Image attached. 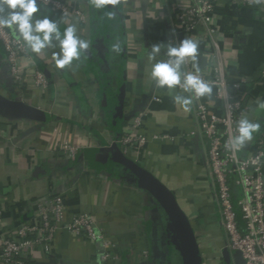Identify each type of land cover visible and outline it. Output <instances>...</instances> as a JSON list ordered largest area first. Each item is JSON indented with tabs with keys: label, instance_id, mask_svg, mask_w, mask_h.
<instances>
[{
	"label": "crops",
	"instance_id": "obj_1",
	"mask_svg": "<svg viewBox=\"0 0 264 264\" xmlns=\"http://www.w3.org/2000/svg\"><path fill=\"white\" fill-rule=\"evenodd\" d=\"M61 1L83 12L86 23L61 18L39 2L34 15L55 21L61 33L75 26L77 34L89 42L79 60L58 69L49 50L28 51L30 59L21 62L24 81L18 84L0 46V95L39 113L37 120H29L8 117L0 109V230L15 231L34 214L38 203L59 196L66 209L65 222L74 214H89L112 242L106 264L180 262L164 213L129 174L108 162L103 151L118 136L115 126L122 100L121 135L138 112L148 110L140 129L147 143L130 158L174 194L193 231L200 264H224L225 236L207 175L206 142L196 133L193 105L185 112L173 97L187 93L156 89L150 75L156 61L147 58L153 44H170L173 8L189 0H119L123 24L108 34V43L94 36L93 30L106 19L112 5L98 10L90 0ZM211 1L216 7L213 26L221 66L230 80H243L241 93L248 106L243 118L260 126L264 124V84L260 82L264 10L231 0ZM190 39L199 44L198 59L205 61L198 65L204 68L209 62L203 52L211 40L201 29ZM117 43L119 53L112 48ZM165 51L162 48L156 60H165ZM35 68L46 78L44 91L34 83ZM153 96L159 101H152ZM202 100L221 115L213 87ZM252 139L242 148V157L249 154ZM64 144L75 150L74 156L62 150ZM103 251L100 242L86 241L60 228L48 251L32 249L26 264H98Z\"/></svg>",
	"mask_w": 264,
	"mask_h": 264
},
{
	"label": "built area",
	"instance_id": "obj_2",
	"mask_svg": "<svg viewBox=\"0 0 264 264\" xmlns=\"http://www.w3.org/2000/svg\"><path fill=\"white\" fill-rule=\"evenodd\" d=\"M231 1L264 10V0ZM37 2L61 18H75L86 23L83 12L71 8L61 0ZM215 10V4L211 0H189L175 5V23L171 26L173 38L169 43L175 45L179 34H182L183 39H190L198 29L211 40L203 52L209 64L199 70V74L214 88L221 115L207 107L202 97H193L196 133L206 142L207 175L213 188L218 222L225 236L224 247L230 252L238 251L243 264H264V129L252 139L246 157H242V148L233 151L226 147L248 106L241 93L243 80H230L221 66L220 54L216 49V29L213 26ZM0 46L13 80L22 84L24 70L21 62L30 59L28 50L7 28H0ZM196 70L192 61H186L182 66L184 72ZM32 75L35 85L46 90L47 81L43 73L35 68ZM260 82L264 84V67L260 71ZM156 89L165 88L156 86ZM175 89L180 90L179 87ZM152 101L158 102L159 98L153 96ZM147 115V109L138 112L132 118L127 132L119 138L121 151L125 156L139 153L147 143V138L140 132ZM62 150L74 156L75 150L68 144H64ZM65 213L64 202L59 196H54L38 203L34 214L15 231L0 230V264H26L32 249L36 247L47 252L60 228L86 241L100 242L104 251L98 256V264H106L110 256L108 251L113 245L97 221L89 214L77 213L69 222H65Z\"/></svg>",
	"mask_w": 264,
	"mask_h": 264
},
{
	"label": "clouds",
	"instance_id": "obj_3",
	"mask_svg": "<svg viewBox=\"0 0 264 264\" xmlns=\"http://www.w3.org/2000/svg\"><path fill=\"white\" fill-rule=\"evenodd\" d=\"M90 3L93 8L99 10L106 5L115 6L119 0H90ZM38 12L37 0H0V28L9 29L15 39L31 53L39 54L49 50L58 69L71 65L86 54L89 42L77 34L75 26L69 25L61 33L55 21L47 16L37 18L34 14ZM107 15L111 18L113 13L109 12ZM112 48L116 53L121 50L118 43ZM162 48H166L164 55L167 59L156 60ZM198 48L197 41L184 38L175 45L153 44L147 57L149 61H156L152 64L150 72L156 86L170 90L179 87L182 93L189 94H177L173 97L174 103L185 112L190 111L193 97L201 98L212 93V85L199 74ZM186 61H192L197 70L182 71ZM261 107H264V104ZM258 129V123L250 122L246 118L240 119L226 147L233 151L240 150Z\"/></svg>",
	"mask_w": 264,
	"mask_h": 264
},
{
	"label": "water",
	"instance_id": "obj_4",
	"mask_svg": "<svg viewBox=\"0 0 264 264\" xmlns=\"http://www.w3.org/2000/svg\"><path fill=\"white\" fill-rule=\"evenodd\" d=\"M178 39L179 41L183 39L182 34L178 35ZM200 61L205 60L199 58L197 62L199 63ZM198 67L199 70L203 69L200 65ZM0 109L8 117L29 120H37L39 118V113L36 109L21 101L6 99L1 95ZM103 151L108 162L129 174L137 187L146 191L156 207L164 213L168 220L167 229L174 236L171 245L178 251L181 264H200L193 231L187 217L179 208L174 194L145 167L122 153L118 136ZM222 259L224 264H243L241 254L238 251L230 252L226 247L222 250Z\"/></svg>",
	"mask_w": 264,
	"mask_h": 264
},
{
	"label": "trees",
	"instance_id": "obj_5",
	"mask_svg": "<svg viewBox=\"0 0 264 264\" xmlns=\"http://www.w3.org/2000/svg\"><path fill=\"white\" fill-rule=\"evenodd\" d=\"M111 12L113 13V15L111 16V18L107 15L106 19L103 20L102 22H99V26L95 27L93 32H94V36H99L100 38H102L103 40H105L106 43L109 42V38L107 37L108 34L110 35L111 31L113 30H117L118 28H120L119 26H122V21H121V9H120V4H117L115 6H112L110 8V10L108 11V13ZM96 34V35H95ZM107 86V85H105ZM119 111L117 113V117H116V126H115V131L118 134V138L121 137V127L123 125V123L125 122L122 114H121V109L123 106V102L122 100L119 102ZM264 129V124H261L259 126L258 131L255 132V135L259 134L262 130ZM171 252H173V250H171ZM174 264H180V262H174Z\"/></svg>",
	"mask_w": 264,
	"mask_h": 264
}]
</instances>
